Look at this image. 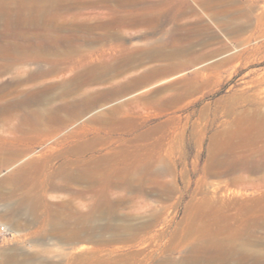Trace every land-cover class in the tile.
Instances as JSON below:
<instances>
[{"label":"rangeland","instance_id":"374dc122","mask_svg":"<svg viewBox=\"0 0 264 264\" xmlns=\"http://www.w3.org/2000/svg\"><path fill=\"white\" fill-rule=\"evenodd\" d=\"M262 117L264 0H0V263L264 264Z\"/></svg>","mask_w":264,"mask_h":264},{"label":"bare ground","instance_id":"6f19581e","mask_svg":"<svg viewBox=\"0 0 264 264\" xmlns=\"http://www.w3.org/2000/svg\"><path fill=\"white\" fill-rule=\"evenodd\" d=\"M259 123H260L259 125L261 126V128L264 127V117H262L260 119ZM257 130L260 131V129H257ZM261 131L264 132V128H262ZM256 136L257 137L260 136L257 138V140H258L261 137H264V133L256 135ZM74 151L75 152H83L84 148L82 146H80V147L75 148ZM107 161L108 160H106V158L101 157V158H99V160H93V161H90L89 163L85 162V164L82 165L85 167L82 168L81 171L88 172V168L90 166H93V168L101 167ZM33 169L34 168H33V165H31V163H26L22 167H19L18 169L13 170V172L11 173L10 176H8L4 179H1L0 180V199L4 200L1 196V189L4 185L12 184L17 189L22 188L23 186H25L28 183L29 177L33 173ZM262 169L263 168H259L258 170L254 169V170L262 171ZM219 177H221V176H219ZM65 178L68 181L76 182V183L83 181V179H84L83 175L71 174V173H68ZM64 188L65 187L57 186L58 190H64ZM261 202L264 203V199L261 200ZM37 206H39V205H37L36 200L33 198L31 199L29 197H27L23 200H20L19 202H17L16 204H14L12 206L6 204L4 206V208L2 210H0V220L3 221L2 224L5 225L8 233L12 236L18 235L21 232V227L18 224V216L21 215V212H23V211H27L30 214L35 213ZM52 225H53V228L58 229V228H60L59 226H61L62 223H61V221L58 220V218H55L52 222ZM62 226H64V225H62ZM62 235H63L64 240L68 241V242H74V241L89 242V241H92L91 237H83V236L81 237V236H79V234L75 233L74 231H69V232L66 231ZM11 258L12 257H9V256L5 257L4 262L6 264L7 263L9 264L11 262Z\"/></svg>","mask_w":264,"mask_h":264},{"label":"built area","instance_id":"2783aa9c","mask_svg":"<svg viewBox=\"0 0 264 264\" xmlns=\"http://www.w3.org/2000/svg\"><path fill=\"white\" fill-rule=\"evenodd\" d=\"M7 234V229L5 226L0 225V236Z\"/></svg>","mask_w":264,"mask_h":264}]
</instances>
